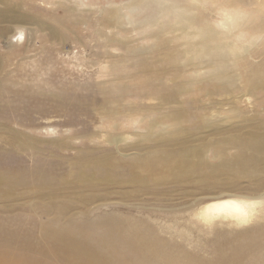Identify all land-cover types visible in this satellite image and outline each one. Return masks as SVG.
I'll use <instances>...</instances> for the list:
<instances>
[{
  "label": "rangeland",
  "instance_id": "obj_1",
  "mask_svg": "<svg viewBox=\"0 0 264 264\" xmlns=\"http://www.w3.org/2000/svg\"><path fill=\"white\" fill-rule=\"evenodd\" d=\"M171 1L186 7L188 15L197 14L200 22H212L213 33L223 31L226 13L215 4L225 0L211 5L200 0L204 6L194 0ZM234 1L249 12L246 35L252 36L253 18L255 24L264 23V10L259 11L264 0ZM130 2L135 5H126ZM159 4L0 0V10L16 9L32 19L26 25L0 21V264H9L6 258L12 264H89L72 242L85 243L106 264H264V178L259 172L242 178L211 171L218 164L215 148L226 150L229 138L259 133L252 120H264V89L250 92L246 72L264 70V34L238 62L239 74L232 73L237 84L229 96L223 91L228 81L203 71L194 74L203 67L199 63L179 77L156 40L145 39L150 30L140 26L161 15ZM110 8L122 16L115 22L124 30L118 36L114 22L106 18ZM34 19L49 28H34ZM187 34L197 49L207 37L190 27ZM212 44L213 56L222 55ZM139 46L152 49L139 57L131 49ZM192 81L201 83L194 91L181 87L182 94L176 93V84ZM154 93L179 99L149 98ZM147 112L152 120L166 117L155 129L157 134L170 130L165 145L135 146L150 130ZM114 136L127 140L116 145L111 143ZM210 144L216 145L199 174L208 173L211 182L176 178L182 176L173 170L176 153ZM162 150L173 160L163 166L166 180L159 183L137 170L135 161L151 167ZM235 154L228 150L221 155ZM194 159L199 158L194 156L187 167L200 165ZM81 173L91 179L88 184ZM107 175L115 182L105 183ZM131 177L143 180L136 187ZM219 197H238L254 206L252 220L242 225L216 216L206 220V205Z\"/></svg>",
  "mask_w": 264,
  "mask_h": 264
},
{
  "label": "bare ground",
  "instance_id": "obj_2",
  "mask_svg": "<svg viewBox=\"0 0 264 264\" xmlns=\"http://www.w3.org/2000/svg\"><path fill=\"white\" fill-rule=\"evenodd\" d=\"M78 1L80 2L81 0H78ZM140 1H142V0H140ZM194 1L200 3L201 6H204L200 2V0H194ZM213 1L214 0H209L210 5ZM170 2H172V1L171 0H160L159 6L161 8V15H159V17L156 18V20L147 21L145 24H143V26L142 25L140 26L142 31H147L148 29L150 30V32H148V35L145 36V39L156 40L155 46L159 50L164 52L166 57H168V62L170 65L173 64L177 67V70L179 71L178 72L179 77L181 76L182 72L185 71V69L194 68V64L199 63L203 67H201L199 70L194 71V74H198L199 72L203 71V74H205V75L210 74V78H216V80H219V81H228L229 86L223 88V91L225 92V94H227L229 96H233L234 91H235L234 86L237 83L233 79L232 73H234L235 75L239 74L240 70H239L238 62L244 58V55H249L251 52L250 51L251 47L255 45L254 42L256 40L261 39V35L264 34V27H263L264 23L255 24L254 22L256 19L253 18V34H252V36L246 35V28L248 26L247 22L250 18L249 12L245 11L241 7H238V5H237L238 1L235 2L234 0H225V2L222 5H220V3L215 4V5L220 6L226 13L225 14L226 18L222 23L223 31L222 32L216 31L215 33H213L212 29H215V28L212 25V22H210L207 19H203L202 22H200L198 20L197 14L188 15V9L186 7H183V5H179V4H178V6H174V5H171ZM202 2H205V1H202ZM172 4H173V2H172ZM126 5L134 6L135 4H133V3L131 4V2H130V3H127ZM259 8H260V10L258 8L257 9L261 12L262 10H264V5L260 6ZM68 9L70 10V12H72L74 14L77 11L73 7H70ZM163 10H164V12H163ZM228 10H233V11L231 13ZM18 11L16 9H11V8H6L4 10H0V21H3V22L7 21V22L12 23V24L15 23V24H23V25H26L32 21V19H30L29 17H26L27 15L25 16V14L23 15ZM99 13H100L99 11L96 12L97 15ZM121 17H122L121 13L118 10L113 9V8H110V10L108 11L107 17H106L108 19V23L112 24V22H114V24L111 25V27L113 26L115 29L118 30L117 36L119 34H121V32L124 31L122 25H120V26L115 25V22L121 21ZM119 23L120 22H118V24ZM31 25H33L34 28H37V29L42 30V31L45 30L43 28H46V29L49 28L45 23L38 22L37 20H35ZM105 25H107V24L105 23ZM188 27H190V29L196 31L200 35L207 36L204 39V42L200 48L197 49L196 44L193 41L194 40L193 36L190 34H187ZM134 28H137L138 30H140V28H138V26L137 27L135 26ZM99 33H100V35H102L101 37L104 38L105 34H102L101 31ZM51 34H54V31H51ZM234 37H240V38H238L239 42L233 41ZM112 39H115V37ZM114 41H116V40H114ZM212 42H214L216 44L217 49L222 53V55L213 56L214 51H215V47L213 46ZM131 49L135 54L136 53L138 54V52H139V57H140L141 55H144L145 53L147 54V51H150V49H152V48L139 46V47H132ZM189 57L190 58L197 57V60L195 62H193ZM212 60H215L216 62H214ZM224 63H227L228 65L223 66ZM179 68H180V70H179ZM260 69L261 68H258V67H255V70L252 69V71L254 70V75L252 73H251L252 75L249 74V71L246 72L247 78L250 76L249 79L246 78L250 92H252L254 90L258 91V90L264 89V70H260ZM237 81L240 83L243 82V80L241 78H238ZM200 83L201 82H198V81H192V82H186L184 84H176V93L179 96L182 94V92H180L181 87H183L185 89L186 93L190 92V91H194L195 88L200 85ZM118 87H120V86H118ZM148 96H150V95H148ZM153 96L156 97L157 99H160L162 102H164L165 99L168 100L170 98H174L175 101H177L179 99L176 94H174L172 96L171 94L155 95V93H154L149 98H152ZM245 96H248V95H245ZM113 100H115V98ZM172 111H173V109H172ZM150 112H147V114H146V116L149 119L151 116ZM133 114H134V112H133ZM171 114H172V117H175V115H176V113H173V112H171ZM116 115H118V114L116 113ZM160 115H162V113ZM164 120H166V117H161V116H159L157 119H155V118H153V120L150 119L149 126H150L151 131L148 128V132L146 134L142 135L143 137L140 136V138L142 137L141 142H138L139 144H136L135 146L141 147L144 143L165 145V142H166L165 138L167 137V134H169L171 136L170 130L167 132L163 131V133H161V134H157L155 131L156 128H159L162 126L161 122L162 121L164 122ZM252 122H254L256 125H258L259 133H256L254 136H250L247 139H234L233 138L231 140V138H229L225 142V144L228 146V149H226V150H224V149L223 150H219V149L216 150V148H215V151H213L212 148L216 144H210L206 148L198 147V148H193V149L182 150L180 153H176V154H178L177 156H175V159L177 158V161H176V163H174L173 170L175 172L182 174V176L177 175L176 178H179V179L184 178L187 181H189L190 179H193L196 176V181L199 182L200 184H201V182H204L207 184L209 182H211L210 179H206L208 173H207V175L205 174L206 176L203 173H200V174H203L205 176L204 178H202L200 176L199 168H203L202 166H206V164H207L206 157L208 156V153L210 152L209 150H212L216 155V157L214 159H217V161H218V164L216 166H214L213 170H211L215 175L218 174L220 171H222L225 175L228 172L230 174H238L242 178H245V177L250 178V177H254L259 172L258 175L259 174L261 175V181H262V178H264V120L263 121L252 120ZM211 126H214L215 129H218V127H220V125H213V124ZM245 128H248V127H245ZM163 130H164V128H163ZM236 134H238V133H236ZM126 140L127 139L125 137H121V136L115 137L114 136V138H112V140H111V143L119 145V144L124 143ZM136 149H138V148H136ZM143 149H145V148H143ZM139 150H142V149H139ZM228 150H230V151L234 150L236 153L235 156L229 158L227 156L221 155L224 153L228 154ZM155 152L158 154L159 151L155 150ZM160 153L161 154L159 156H157V158L153 162L155 164L152 165L151 167L147 166L145 162H141L139 159H137V162L135 161L136 166H138L137 170H140V168H142V171H141L142 173H144V174L149 173V175L154 176V181L159 182V183H161L162 180L163 181L166 180L165 179L166 177L164 178V174H162L163 166H167V162L173 160V157L168 155L167 150H165V151L162 150V152H160ZM194 156H198L199 159H194V161L200 165H196L193 163V164H191L190 167H187L188 162L192 158H194ZM107 159H108V161L106 163H108V162L112 163L111 158H107ZM142 159H145V158H142ZM138 160H139V162H138ZM157 167H159V169ZM114 168H115V166H114ZM153 168H157V169L155 170ZM208 171H210V170L208 169ZM134 174H136V173H134ZM154 174H156V176ZM209 175H211V174H209ZM258 175H256V176H258ZM144 177H146V176L144 175ZM118 179H116V180L118 181ZM81 180L83 181V183H87V184L91 181V179H88V177L86 175H83L82 173H81ZM131 180L132 181L130 184L137 187V186H139V183L143 179H142V177H140L138 179V181H140L139 183H138V181H136L137 179L134 180V178H132V177H131ZM258 180H259V178H258ZM225 181H229V178L225 177ZM106 182L107 183L108 182L114 183L115 181L112 180L108 176L107 179L105 180V183ZM229 183H230V181H229ZM229 183L227 182L226 187H230V185H228ZM145 184H146V182H145ZM109 186H110V184H109ZM103 187H105V186H103ZM253 212H254V206H251L249 203L245 202L244 200L239 199L238 197H235V198L219 197L214 202H211L208 205H206V209L203 212V214H205L206 220L208 218L212 219L213 217L216 216L219 218L221 217L222 219H230L232 221H235L237 225H242L251 219ZM77 243L75 244L72 242L73 248H77V249L79 248L78 254L82 253L84 255V257L87 259V263H89V264H106L105 262L100 261L89 250H87L85 243L79 242V245H77ZM8 259L6 258V261L9 264H12V262ZM18 263L21 264L20 262H18Z\"/></svg>",
  "mask_w": 264,
  "mask_h": 264
}]
</instances>
